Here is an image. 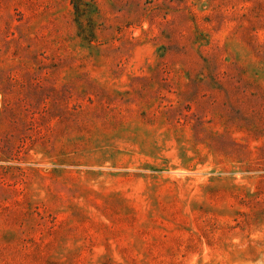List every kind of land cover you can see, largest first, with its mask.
Segmentation results:
<instances>
[{
	"label": "rangeland",
	"instance_id": "1",
	"mask_svg": "<svg viewBox=\"0 0 264 264\" xmlns=\"http://www.w3.org/2000/svg\"><path fill=\"white\" fill-rule=\"evenodd\" d=\"M0 264H264V0H0Z\"/></svg>",
	"mask_w": 264,
	"mask_h": 264
}]
</instances>
